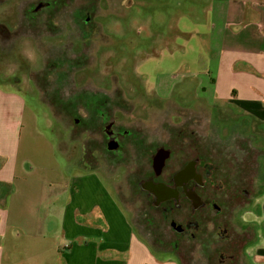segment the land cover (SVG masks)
Wrapping results in <instances>:
<instances>
[{"label": "flooded vegetation", "instance_id": "1", "mask_svg": "<svg viewBox=\"0 0 264 264\" xmlns=\"http://www.w3.org/2000/svg\"><path fill=\"white\" fill-rule=\"evenodd\" d=\"M144 2L22 0L15 33L30 37L37 58L30 65L21 56L29 91L60 125L61 145L77 140L81 153L78 149L76 162L106 179L154 257L175 258L178 264H253L249 248L264 231V220L257 218L264 145L248 134L249 118L240 112L220 123L215 110L201 103L129 106L117 73L96 79L100 52L133 39L119 31L115 43L108 23L122 25L123 15ZM77 73H85L88 90L72 89ZM96 80L99 86L93 89ZM79 128L83 133L70 140ZM158 146L168 156L156 172L152 156ZM188 163L190 170L174 179ZM149 177L169 189L159 200L140 186ZM191 192L199 206L188 196Z\"/></svg>", "mask_w": 264, "mask_h": 264}, {"label": "rangeland", "instance_id": "2", "mask_svg": "<svg viewBox=\"0 0 264 264\" xmlns=\"http://www.w3.org/2000/svg\"><path fill=\"white\" fill-rule=\"evenodd\" d=\"M210 4L209 0H145L135 4L123 15L122 25L108 23L109 35L113 36L115 43L121 37L119 31L124 36L133 34V39L124 42L122 37L121 48L115 46L100 52V74L96 79L100 82L101 75L117 73L125 99L130 100L129 106L148 107L168 100L183 107L202 103L208 110L210 107L215 110L220 123L243 113L232 107L231 101L212 96L218 46L217 35L214 39L212 37ZM21 7L22 0H9L8 4L0 5V24L6 30L5 34L0 32V87L21 100V114L16 113L18 127L15 131L19 142L16 148L18 171L9 184L11 190L4 204L9 214L8 237H15V229L21 235L13 238L15 252L12 251L8 264H66L61 255H54L53 259L36 255L42 241L40 236L33 238L34 234L51 235L45 237L48 244L52 238L61 244L68 239L81 245L91 240L98 243L99 237H62V206L73 195L75 202L90 204L95 201V192L99 188L105 189L111 198L116 197L97 170L76 162L81 147L74 139L80 137L83 129H75L70 138L74 141L61 145L60 125L36 93L29 91L32 84L20 64L22 57L30 65H35L37 58L28 45L30 37L15 33L21 21ZM9 27H13L12 33H9ZM85 79V73H77V87L71 86L72 89L88 90L91 84ZM97 80L93 89L99 86ZM217 86L220 90V84ZM252 130H256L255 125ZM116 202L121 206L118 200ZM99 216L95 209L91 216L77 214L76 220L88 223L90 219L97 221ZM54 218L56 222L52 227L50 221ZM98 255L113 256L104 251ZM122 256L126 261L128 251ZM168 259L175 261V258L163 260ZM137 263L150 264L141 258H133L129 264Z\"/></svg>", "mask_w": 264, "mask_h": 264}, {"label": "crops", "instance_id": "3", "mask_svg": "<svg viewBox=\"0 0 264 264\" xmlns=\"http://www.w3.org/2000/svg\"><path fill=\"white\" fill-rule=\"evenodd\" d=\"M209 1L212 37L214 39L217 35L218 46L212 96L231 101L232 107L242 110L249 118L248 127L253 134L252 140L255 144L264 145V0ZM217 84H220V90ZM20 102L18 96L0 87V183L8 185L12 184L18 171L16 148L19 142L15 131L18 127L16 113L21 114ZM254 125L256 130H252ZM262 171L264 173V163ZM73 192L75 191L71 193ZM8 193L0 194V264H8L9 257L15 252L12 245L15 237H8L9 214L4 206ZM95 194V201L90 204L75 202V195L68 198L62 206L61 231L62 237H99L98 243L91 240L81 245L66 239L61 244L52 238L48 244L45 237L51 235L35 233L33 238L40 236L42 241L36 255L43 254L48 259L61 255L66 264H83V261L84 264H129L133 258L148 260L150 264H178L174 260H159L152 255L147 246L137 238L122 207L105 189L99 188ZM258 204L260 217L257 218L264 220V187ZM95 209L102 217L96 218L100 222L93 219L88 223L76 220L77 214L91 216ZM55 218L50 221L52 227L55 225ZM14 232L21 235L16 229ZM102 251L110 252L113 256L101 257L98 253ZM125 251H128L126 261L122 256ZM249 255L253 264H264V231L258 243L249 248Z\"/></svg>", "mask_w": 264, "mask_h": 264}, {"label": "water", "instance_id": "4", "mask_svg": "<svg viewBox=\"0 0 264 264\" xmlns=\"http://www.w3.org/2000/svg\"><path fill=\"white\" fill-rule=\"evenodd\" d=\"M114 144V142H112V140H110V144L109 147H114L115 145H111ZM168 156V150L165 149L163 146H158L156 149V152L153 154L152 156V164L153 167L155 168L156 172H159V170L161 169L165 158ZM191 168V163H188V165H186L181 171H179L175 178H180L182 176V174H185L186 172H188ZM140 186L143 189H147L149 190L153 196L155 197V199L159 200L161 198V194H163L164 192H166L167 190H169L168 188H164L163 184H155L152 181V178H147L145 180H142L140 182ZM188 196L190 198H192L193 202L195 203V206H199L200 205V200L199 197L196 194H193L192 192L188 194ZM13 235L15 237L19 236L18 233L13 232Z\"/></svg>", "mask_w": 264, "mask_h": 264}, {"label": "trees", "instance_id": "5", "mask_svg": "<svg viewBox=\"0 0 264 264\" xmlns=\"http://www.w3.org/2000/svg\"><path fill=\"white\" fill-rule=\"evenodd\" d=\"M248 134L253 138V134H251L249 127H248ZM83 167H85V166H83ZM9 191H10V186L8 184H6V183H0V194L2 193V195H5Z\"/></svg>", "mask_w": 264, "mask_h": 264}]
</instances>
